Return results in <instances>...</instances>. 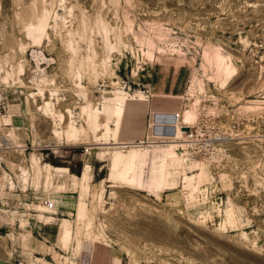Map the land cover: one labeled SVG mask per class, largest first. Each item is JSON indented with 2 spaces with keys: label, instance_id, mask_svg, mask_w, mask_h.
I'll list each match as a JSON object with an SVG mask.
<instances>
[{
  "label": "rangeland",
  "instance_id": "rangeland-1",
  "mask_svg": "<svg viewBox=\"0 0 264 264\" xmlns=\"http://www.w3.org/2000/svg\"><path fill=\"white\" fill-rule=\"evenodd\" d=\"M163 60L189 66L188 138L148 105ZM117 151L144 186L111 177ZM0 260L264 264V0H0Z\"/></svg>",
  "mask_w": 264,
  "mask_h": 264
},
{
  "label": "bare ground",
  "instance_id": "bare-ground-1",
  "mask_svg": "<svg viewBox=\"0 0 264 264\" xmlns=\"http://www.w3.org/2000/svg\"><path fill=\"white\" fill-rule=\"evenodd\" d=\"M46 20L40 19L37 24H32L30 28V32H38L39 37H42L43 32L46 29ZM227 69H229V66H226ZM126 97L124 95H119L117 94L116 97L112 98L114 103L112 105H105L106 107L104 108V112L106 111L107 116L109 119L114 118L115 121V126L119 130L121 129V124L122 120L124 118L125 112H126V106L124 104V99ZM112 100H110L111 102ZM108 103V102H107ZM100 111L98 109H91L88 113V124L94 131L100 129V123L98 122V117H99ZM105 114V113H104ZM197 114V113H196ZM126 118V117H125ZM169 120L171 122L175 121V125H172L171 128L172 130H176L178 132L181 130L184 134L183 128H180L177 125V121L174 117V114L169 115ZM196 115H192V122H195ZM187 127H191L188 125ZM123 128V127H122ZM161 130L164 131L167 130L169 131V128L166 129L165 126L162 125H156L154 127V131L160 132ZM176 152L174 149H168L166 152V156H174ZM144 162L141 161V158L139 157L138 153L135 151H131L128 154H125L121 151L115 152V154L112 157L111 163H110V169H111V177L116 178L117 180L120 181H125L133 184H137L139 186H144L145 185V179H144V169H143ZM167 165H168V160L164 159V161L161 164V168L159 170H153L152 172V178L147 183L146 186H148V190L158 193L161 189L162 186L166 183L167 179ZM187 179L189 177H186ZM68 222L65 221L63 225L61 226V235H60V240L65 244L68 245L70 239H71V234L72 230L70 227H68ZM0 264H5L7 263L6 261L0 260ZM5 262V263H2Z\"/></svg>",
  "mask_w": 264,
  "mask_h": 264
},
{
  "label": "crops",
  "instance_id": "crops-1",
  "mask_svg": "<svg viewBox=\"0 0 264 264\" xmlns=\"http://www.w3.org/2000/svg\"><path fill=\"white\" fill-rule=\"evenodd\" d=\"M148 92L149 106L154 111L177 112L182 109L183 104L170 108L174 98H182L189 79V66L187 64H176L174 61L163 60L151 66Z\"/></svg>",
  "mask_w": 264,
  "mask_h": 264
},
{
  "label": "built area",
  "instance_id": "built-area-1",
  "mask_svg": "<svg viewBox=\"0 0 264 264\" xmlns=\"http://www.w3.org/2000/svg\"><path fill=\"white\" fill-rule=\"evenodd\" d=\"M174 117L177 121V125L180 128H183L187 125L183 120V111L174 112ZM183 131H184L185 138H188L193 132V127H189L188 131H186V130H183ZM50 206H54L53 202H50Z\"/></svg>",
  "mask_w": 264,
  "mask_h": 264
},
{
  "label": "water",
  "instance_id": "water-1",
  "mask_svg": "<svg viewBox=\"0 0 264 264\" xmlns=\"http://www.w3.org/2000/svg\"><path fill=\"white\" fill-rule=\"evenodd\" d=\"M183 130L188 131V130H189V127L185 126V127H183ZM0 262H1V261H0ZM2 263H5V262H2ZM5 264H14V263H5Z\"/></svg>",
  "mask_w": 264,
  "mask_h": 264
}]
</instances>
